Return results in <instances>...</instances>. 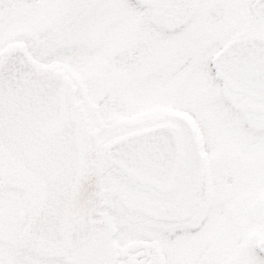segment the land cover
<instances>
[{
	"label": "snow or ice",
	"instance_id": "6c2138e0",
	"mask_svg": "<svg viewBox=\"0 0 264 264\" xmlns=\"http://www.w3.org/2000/svg\"><path fill=\"white\" fill-rule=\"evenodd\" d=\"M0 264H264V0H0Z\"/></svg>",
	"mask_w": 264,
	"mask_h": 264
}]
</instances>
